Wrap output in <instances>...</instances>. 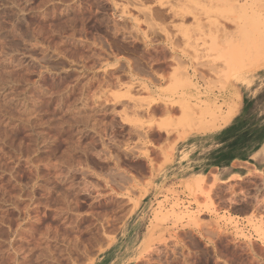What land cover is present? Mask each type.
Returning a JSON list of instances; mask_svg holds the SVG:
<instances>
[{"label":"rangeland","instance_id":"rangeland-1","mask_svg":"<svg viewBox=\"0 0 264 264\" xmlns=\"http://www.w3.org/2000/svg\"><path fill=\"white\" fill-rule=\"evenodd\" d=\"M0 264H264V0H0Z\"/></svg>","mask_w":264,"mask_h":264},{"label":"crops","instance_id":"crops-1","mask_svg":"<svg viewBox=\"0 0 264 264\" xmlns=\"http://www.w3.org/2000/svg\"><path fill=\"white\" fill-rule=\"evenodd\" d=\"M207 142H204L203 140H198L192 143L191 146L187 147V152H190L192 154L193 152L196 154H201V149L204 148ZM207 152V151H206ZM197 161L196 163L194 162L193 164V172L198 175V174H203V175H215L217 176L220 180H225L229 179L231 177L235 176H243L246 175V172L243 169H240L239 163H235V161H232L228 166L224 167H214L212 164H209L208 162H201L199 157L196 158Z\"/></svg>","mask_w":264,"mask_h":264}]
</instances>
